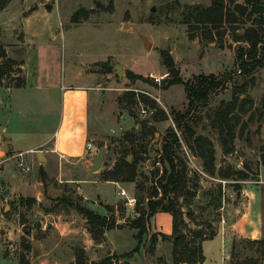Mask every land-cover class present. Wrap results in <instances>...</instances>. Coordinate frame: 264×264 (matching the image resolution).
I'll use <instances>...</instances> for the list:
<instances>
[{
    "label": "rangeland",
    "instance_id": "rangeland-1",
    "mask_svg": "<svg viewBox=\"0 0 264 264\" xmlns=\"http://www.w3.org/2000/svg\"><path fill=\"white\" fill-rule=\"evenodd\" d=\"M173 1L180 4L202 5H209L211 2V0H8L6 7L0 11L1 43L7 48L20 42L26 44L23 51L26 53L31 73L37 70L38 59L37 51L33 47L41 46V49H38L40 68L44 69L41 72L46 83L56 87L48 92V111L41 115L40 102L36 99L39 95L34 93L33 89H30L31 93L28 92L27 99L29 103L31 102V110L25 112L27 122H24L23 129L30 133L19 146L23 147L28 141L35 139L38 136L35 133L40 129L44 130V136L49 135L54 129L58 121L62 85L85 86L91 130L89 137L96 146V151L100 147H105L106 152L96 175L89 173L80 165L74 168V172H71L73 174L69 171L68 175L77 179L80 193L87 200L86 203L83 201V204L99 213H102L106 206L110 209H107L106 215H113L119 224L125 225L129 218L135 216V209L124 204L125 200L120 196L119 190L123 188L128 194L136 196L135 184L104 180L101 174L112 169L124 134L139 127L136 120L150 119L152 112L142 101H138L136 105H124L117 102V97L128 90L144 93L155 100L159 109L165 113L166 119L155 123L157 130L147 139L148 151L144 154L145 160L139 164V171L151 176L150 170H154L159 164L158 152L164 131L169 126L172 127L181 142L178 154L186 161L188 174L197 175L198 182L196 196L190 204L192 217L187 216V208L182 204L183 214H186L183 218L191 229L201 228L207 234L210 231L215 233L211 239L204 242L205 256L196 264H238L242 260L264 264V256L260 253L259 245L249 243V239L240 237L232 239L228 236L222 241L220 233L230 222L231 206L238 203L240 205L244 201L240 199L238 191L256 185L261 167V177L262 175L264 177V166L258 161L259 148L264 145V123L257 119L248 123L244 133L235 139L234 150L224 154L217 128L212 126L211 120L220 100L231 96L235 84L237 88L241 86L244 88L243 93L237 91L239 98H244L247 94L252 100L250 107L247 105L246 108L254 109L260 104L264 66L246 76L235 72L237 49L247 44L236 41L235 37L241 36L250 26V22L235 26V29H226L221 39L207 41L199 30H195L194 37H190L187 25L181 22V16L173 7ZM49 4L52 5L50 10L45 8ZM81 10H84V13H80L77 19L72 21V14ZM32 14L28 23H25L26 17ZM25 24L28 27H23ZM143 39L148 43L146 46L143 45ZM162 50L172 57L184 81L200 73L226 76L231 72L233 79L224 83V88L212 93L207 105H199L196 109L190 108L182 84L162 86L167 73L160 55ZM116 66L120 67V76ZM127 71L134 75L139 74L147 81L129 79ZM20 73V67L14 65L0 82V87L5 89L14 86L21 78ZM150 74L162 77L160 82L155 84L149 79ZM34 77H29L33 83ZM40 105L42 107V103ZM142 108H145L147 113H142ZM175 112L190 113L192 116L190 123L195 131L211 139L215 150L216 173L226 166L235 169L245 168L250 173L248 180L220 179L217 174L211 176L206 173L201 160L181 141L180 131L174 121ZM246 118L247 115H242V120ZM247 136L249 140H246ZM16 159L10 162L13 172L25 178L37 173L38 164L34 152L24 153L22 156L25 164L30 167L29 171L21 170L16 164L19 158ZM131 159L132 156L130 161ZM55 172L57 173V170H54ZM36 177H39L38 173ZM219 184L222 190L223 209L221 207L215 209L212 205L206 204L203 194L204 191L213 190V195H216ZM262 186L264 202V185ZM76 191L74 187H68L64 195ZM19 199L7 201L3 197L0 201V264H28L34 261V264H38L31 257L34 251L29 253L30 258L25 256L29 251L28 241L30 242L26 235L38 232L36 217H30L29 212L26 213V210L32 208L35 199L26 198L33 203L29 206L25 202L26 208L20 209L17 214L16 207L11 209L10 205L19 203ZM55 199H50L48 206L58 210V207L62 208L63 205L57 203ZM179 200L183 201L182 198ZM4 204H9V207L4 208ZM169 216L163 212L153 216L150 220L149 234L143 237L139 251L127 262L119 258L115 259L113 264H173L171 241L158 240L155 247H152L149 239L152 232L167 234L166 230H171ZM221 216L225 221L223 225ZM204 222H209L210 227L206 229ZM262 227L264 239V211ZM51 229L48 224L45 231L51 232ZM134 233L135 231L127 226L112 231L109 234V242L115 250L111 252L108 244H105L95 256L86 254L80 242L73 241L72 251L62 246L63 255L57 258V264L74 263L76 255L81 251L84 253L83 264H95L109 252L119 255L129 252L136 246ZM52 239L55 242L59 241L54 235Z\"/></svg>",
    "mask_w": 264,
    "mask_h": 264
},
{
    "label": "trees",
    "instance_id": "trees-1",
    "mask_svg": "<svg viewBox=\"0 0 264 264\" xmlns=\"http://www.w3.org/2000/svg\"><path fill=\"white\" fill-rule=\"evenodd\" d=\"M7 3L8 0H0V11L6 7ZM172 4L181 16V22L187 25L190 37H194L195 30H199L207 41L221 39L226 29H235V26L249 21L250 26L241 36L235 37L236 41L247 43L246 46H239L237 49L234 62L235 72L246 76L264 66V0H211L209 5L180 4L178 1H173ZM80 13H84V10L73 13L72 21H75ZM160 55L167 70L162 86L182 84L190 108L196 109L199 105H207L211 94L224 88V83L233 79L231 72L226 76L200 73L184 81L169 53L162 50ZM0 60V82L14 65L18 66L22 63V61L8 56L1 41ZM108 72H110L109 67ZM127 78L147 81L139 74L134 75L130 71H127ZM149 79L154 81L152 78ZM154 83L157 84L155 81ZM23 84L21 77L14 86L19 87ZM237 91L243 93L244 88L242 86L237 88V84H235L231 96L222 98L211 116L212 126L217 128L224 154H229L234 150L235 139L244 133L248 123L256 119L264 123V81L260 104L254 109L246 108L247 105L250 107L252 104L251 98L247 94L244 98H239ZM138 101H142L148 110L150 108L152 111L150 119L136 120L139 127L124 134L112 169L101 174L104 180L135 184L137 198L134 206L135 216L129 218L125 225L119 224L113 215L100 214L83 204L82 197L75 195V192H69L71 194L67 195L62 194L55 200L63 205L64 209H73L85 219L87 230L95 242L101 241L103 233L113 228L128 226L135 231L136 246L131 251L120 255L106 254L95 264H113L115 259L119 258H123L127 262L134 253L139 251L143 237L149 234L150 220L158 212L170 215L171 232L169 234L152 232L149 236L152 247H155L158 240L168 239L172 244L173 264H196L204 258L202 243L211 239L215 234L213 231L207 234L201 228L191 229L183 218V215L186 214H183L182 204L187 208V216L192 217L193 211L190 204L198 189L197 175L190 176L188 174L187 163L178 154L180 138L170 126L162 136L158 152V166L154 170H150L151 176L144 175L139 171V164L145 160L144 154L148 151L149 141L147 139L157 130L155 123L165 120L166 116L159 109L155 100L144 93L128 90L117 97V102L124 105H136ZM131 113L134 115V112L131 111ZM242 115H247L246 120H242ZM191 117L188 112L187 114L174 113V121L176 128L180 131L181 141L201 160L204 171L211 176L217 174L220 179L248 180L250 173L245 168L235 169L232 166H226L216 173L214 145L208 136L195 131L190 123ZM237 126H239L238 129H236ZM246 140H249L248 136ZM259 151L258 161L264 166V145L259 148ZM128 155L132 156L131 161H127ZM217 190L216 195H213V190L203 193L206 204L212 205L215 209L221 207V184L217 186ZM180 198H182V202L179 200ZM19 202H26L29 206L33 203L32 200L25 198H20ZM204 226L207 229L210 227V223L204 222ZM248 242L259 245L260 253L264 256V239L249 240ZM83 255V251L79 252L75 257V262L71 264H83ZM238 264H256V262L242 260Z\"/></svg>",
    "mask_w": 264,
    "mask_h": 264
},
{
    "label": "crops",
    "instance_id": "crops-1",
    "mask_svg": "<svg viewBox=\"0 0 264 264\" xmlns=\"http://www.w3.org/2000/svg\"><path fill=\"white\" fill-rule=\"evenodd\" d=\"M32 16L33 14L26 17L25 23H28ZM25 25L23 27H28L27 24ZM25 45L21 42L9 48L3 45L9 57L22 61L18 66L24 84L19 87L11 86L5 89L0 87V151L2 152V155H0V201L3 200V197L5 200L13 198L35 199L32 208L26 210V213L29 212L30 217H36L35 224L38 232L26 235L30 238V242L28 241L29 251L25 256L30 258L29 253L34 251L31 257L38 264L46 262L57 264V258L63 255L62 246L72 251L71 246L75 241L80 242L82 249L88 255H97L105 244H108L112 252L115 247L110 245L109 234L126 226L106 230L101 241L95 242L87 230L85 219L80 214L73 209L67 210L63 207H58V210H50L51 208L48 206L50 199L66 193L68 187L77 189L75 194L81 196L82 202L86 203L87 200L80 193L77 179L68 175L69 171L70 174H73L71 172H74V168L79 165L91 174L98 171L92 172L89 169L92 156L98 149L96 151V146L89 137L91 130L89 129L88 99L87 91L84 89L85 86L62 85L58 121L54 129L47 136H44V130L40 129L38 133H35L36 136L38 134L35 139L28 141L23 147L19 146V143L25 140V137L30 133L23 129L25 127L24 122H27L25 112L31 110V102L29 103V99H27L28 92L31 93L30 89H33L34 93L39 95L36 99L40 104L42 103V107L39 104L41 115L46 114L48 111V92L56 88L46 83L45 76L42 73L44 69L40 68V52L38 49H41V46L33 47L37 51L38 59L37 70L31 73L26 53L23 51ZM30 76H35L34 83L29 80ZM87 142L93 145L91 152L86 151ZM19 152L23 155L24 153H35L39 177H36V173L25 178L11 170L10 162L11 160H17L14 156ZM38 155H40L41 160L38 159ZM261 168L259 169V179L256 181V185L238 191L240 199L244 201L240 205L238 203L231 206V218L226 226L229 229L223 227L220 232L222 241L226 240L228 236L232 239L240 237L249 240H257L263 237L264 202L261 189L264 185V177L263 175L261 177ZM54 170H57V173H54ZM24 203L11 204L10 208L16 207L17 214H19L20 209L26 208ZM3 207L7 208L9 204H4ZM104 207V211L100 214L106 215L108 208ZM221 208L223 209V206ZM168 219H170V216ZM224 222V218L221 216L222 225ZM48 224L52 227L51 232L45 231ZM166 231L167 234L171 232V230ZM53 235L59 241L55 242L52 239ZM204 242L202 243L203 254ZM67 243H71V245ZM111 252L107 254H111ZM34 263L29 262L28 264Z\"/></svg>",
    "mask_w": 264,
    "mask_h": 264
},
{
    "label": "built area",
    "instance_id": "built-area-1",
    "mask_svg": "<svg viewBox=\"0 0 264 264\" xmlns=\"http://www.w3.org/2000/svg\"><path fill=\"white\" fill-rule=\"evenodd\" d=\"M150 77L157 83L160 82L161 78L162 77H158L154 74H150ZM141 112L142 113H147V110L145 108H142L141 109ZM152 113V112H151ZM86 151L87 152H91L92 148H93V145L90 143V142H87L86 143ZM22 156H23V153L19 152L17 153L14 157H18L19 160L17 161V165L18 167H20L21 170L23 171H29L30 170V167L28 165L25 164V162L23 161L22 159ZM119 194L120 196H122L124 198V204L128 207H134L136 202H137V198L135 195L133 194H128L123 188H121L119 190Z\"/></svg>",
    "mask_w": 264,
    "mask_h": 264
},
{
    "label": "water",
    "instance_id": "water-1",
    "mask_svg": "<svg viewBox=\"0 0 264 264\" xmlns=\"http://www.w3.org/2000/svg\"><path fill=\"white\" fill-rule=\"evenodd\" d=\"M51 6L52 5L49 4V5H46L45 8L50 10ZM147 44L148 43L146 42V40L143 39V45L146 46ZM116 70H117V72H118V74L120 76V67L116 66ZM105 152H106V148L105 147H100L98 149V151L95 154H93L92 163L89 165L90 171L96 172L100 168V166H101V164L103 162V158H104ZM37 157H38V159H40V155H38ZM130 158H131V156L128 155L127 160L130 161Z\"/></svg>",
    "mask_w": 264,
    "mask_h": 264
}]
</instances>
